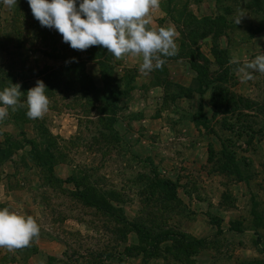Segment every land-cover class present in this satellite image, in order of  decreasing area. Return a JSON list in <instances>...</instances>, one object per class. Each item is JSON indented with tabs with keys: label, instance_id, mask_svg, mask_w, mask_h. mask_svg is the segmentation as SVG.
<instances>
[{
	"label": "rangeland",
	"instance_id": "1",
	"mask_svg": "<svg viewBox=\"0 0 264 264\" xmlns=\"http://www.w3.org/2000/svg\"><path fill=\"white\" fill-rule=\"evenodd\" d=\"M152 15L175 25L179 53L145 75L141 58L73 50L27 0H0V91L25 93L0 121V208L40 226L0 264H264V74L242 82L229 63L264 53V0H160ZM211 21L222 26L204 35ZM38 79L51 104L29 119ZM140 230L169 238L155 247ZM172 239L200 245L188 256Z\"/></svg>",
	"mask_w": 264,
	"mask_h": 264
},
{
	"label": "clouds",
	"instance_id": "2",
	"mask_svg": "<svg viewBox=\"0 0 264 264\" xmlns=\"http://www.w3.org/2000/svg\"><path fill=\"white\" fill-rule=\"evenodd\" d=\"M8 8L17 7V0H2ZM31 13L41 27L55 29L64 43L73 50L86 51L93 46L107 49L116 59L139 57V71L149 74L162 70L165 58L178 55L176 40L179 32L175 25L153 26V11L159 10L160 0H27ZM246 11L241 8L235 18L240 24ZM75 58H73L74 60ZM230 64L240 65L236 71L241 81L253 80L254 72L264 74V53L241 64L235 53ZM19 83H9L0 91V121L25 107ZM47 86L37 80L26 92V115L29 119H42L49 111L51 100ZM40 226L32 215H23L8 207L0 208V248L9 252L31 246L38 239ZM40 264H46L41 260Z\"/></svg>",
	"mask_w": 264,
	"mask_h": 264
},
{
	"label": "trees",
	"instance_id": "3",
	"mask_svg": "<svg viewBox=\"0 0 264 264\" xmlns=\"http://www.w3.org/2000/svg\"><path fill=\"white\" fill-rule=\"evenodd\" d=\"M253 4H254V1H253ZM256 6H259V4H257ZM221 26H222V22L221 23H215V22L211 21L209 26L207 24H205L204 27L201 28V30L204 32V35H205L207 33L213 32V30H214L213 28L217 29V28H220ZM198 31H200L199 26H197L196 30L191 33V35H190L191 39H193L195 36H198ZM193 65H194V68H196V70H198V74H200V77L205 80L207 78L208 71H206V69H203V66L201 64H193ZM201 82H203V81H201ZM204 84H205V86L208 85V79L205 81ZM225 101H226V97H225L224 91H223L222 94H220V95L218 94L217 96H214L212 104L214 105V107L216 109H219V108H221V106L224 105ZM112 106L114 107L115 103H113ZM102 201L107 205L105 210L110 209V205H108V202L104 201V199L98 198V197H95L92 195H90L88 197V204L91 206L97 207L98 209L103 208L102 204H101ZM138 234L140 235V241L147 242V244H149V245L154 244L155 247H157V245L160 242H163L164 240H167L169 238L166 235L162 237V235H160L158 233H156V235H154L153 237H151V236L147 237L150 234L148 232L142 231V230L138 231ZM149 239L151 240V244L149 243ZM173 241L175 242V244H174L175 247L179 251L186 253L188 256L196 253L198 245H200L199 242L192 243L190 241H185L184 239H182L181 241H175V240H173ZM196 244H198V245H196ZM141 251H143L145 254H149L145 247L142 248Z\"/></svg>",
	"mask_w": 264,
	"mask_h": 264
}]
</instances>
